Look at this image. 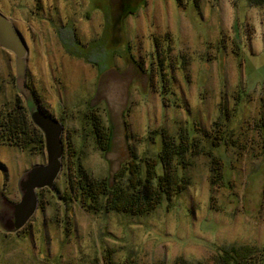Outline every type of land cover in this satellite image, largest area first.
<instances>
[{"label": "rangeland", "instance_id": "374dc122", "mask_svg": "<svg viewBox=\"0 0 264 264\" xmlns=\"http://www.w3.org/2000/svg\"><path fill=\"white\" fill-rule=\"evenodd\" d=\"M260 2L0 0V14L28 47L25 85L35 107L64 128L53 190H37L34 215L9 229L12 211L2 200L19 203V184L47 155L17 82L15 55L0 46V119L20 102L44 139L38 151L0 141V264H104L107 250L116 262L136 264H216L230 247L262 254ZM91 113L112 134L107 151L89 135ZM189 131L203 152L222 158L224 170L206 153L185 155L188 167L179 169L190 185L150 214L94 213L71 192L74 151L89 176L113 185L126 182L130 162L156 157L162 133L180 138Z\"/></svg>", "mask_w": 264, "mask_h": 264}, {"label": "trees", "instance_id": "16d2710c", "mask_svg": "<svg viewBox=\"0 0 264 264\" xmlns=\"http://www.w3.org/2000/svg\"><path fill=\"white\" fill-rule=\"evenodd\" d=\"M260 4L264 5V0ZM125 12V11H124ZM86 122L90 127L89 135L102 151L110 147L111 132L101 123L100 117L95 113L87 115ZM260 135L262 142V154L264 155V119L260 122ZM87 130L86 127L83 128ZM221 132L218 131L216 139L225 141ZM162 146L156 157L146 158L142 164L130 162L127 170L126 182H116L113 185L107 178L93 179L84 170L82 155L74 151L70 159L69 169L73 171L72 165L77 169L73 171L74 179L70 181L71 192H75L77 198L88 210L94 213L117 212L129 216H146L161 207L165 201L169 202L177 197L190 185V179L181 173L179 169H185L187 164L183 157L187 154L198 155L206 153L213 159V167L217 171L224 170L222 158L213 156L212 151L203 152L200 143L190 138V131L180 138L162 133ZM88 136V132H85ZM0 141L17 146L22 150L31 147L36 150L44 149L43 135L29 119L25 107L19 103L15 109L5 113L0 119ZM218 147V144H213ZM33 151V150H32ZM177 159V165L173 159ZM188 167V166H187ZM213 168V169H214ZM223 168V169H222ZM264 170V167H263ZM104 264H136L132 258L116 262L112 251L107 250ZM175 264H204L202 262L191 263L182 258ZM216 264H264V250L257 255L256 249L250 246L222 248L216 260Z\"/></svg>", "mask_w": 264, "mask_h": 264}, {"label": "water", "instance_id": "95a60500", "mask_svg": "<svg viewBox=\"0 0 264 264\" xmlns=\"http://www.w3.org/2000/svg\"><path fill=\"white\" fill-rule=\"evenodd\" d=\"M0 46L15 55L17 82L24 90L22 91L31 111L33 123L44 135L47 155V163L33 167L19 184L22 193L19 203H11L3 197V200L1 199L12 211L10 217L12 221H7V227L17 229L22 228L36 212L38 208L37 190L46 187L53 190L55 180L62 168L64 128L58 120L43 113L38 106L35 107L32 94L25 85L28 47L13 22L2 14H0Z\"/></svg>", "mask_w": 264, "mask_h": 264}]
</instances>
